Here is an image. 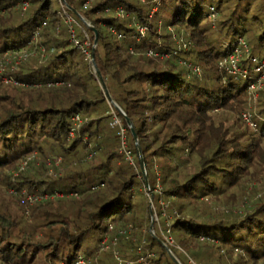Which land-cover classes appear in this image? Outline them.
<instances>
[{
    "label": "trees",
    "instance_id": "16d2710c",
    "mask_svg": "<svg viewBox=\"0 0 264 264\" xmlns=\"http://www.w3.org/2000/svg\"><path fill=\"white\" fill-rule=\"evenodd\" d=\"M203 1L0 0V57L32 39L45 54L14 76L20 86L0 84V264H119L115 254L121 264H176L166 248L179 264H264V90L254 113L247 89L257 77L218 67L238 38L264 54V0ZM71 31L80 45L96 40L92 60L136 140ZM75 115L82 125L69 137ZM48 159H60L61 174L44 179ZM28 195L48 198L29 206Z\"/></svg>",
    "mask_w": 264,
    "mask_h": 264
},
{
    "label": "built area",
    "instance_id": "2783aa9c",
    "mask_svg": "<svg viewBox=\"0 0 264 264\" xmlns=\"http://www.w3.org/2000/svg\"><path fill=\"white\" fill-rule=\"evenodd\" d=\"M27 7H28V4L26 2L22 3V10L23 11H25L27 9ZM210 11L212 13L211 17L214 20L216 18V15L214 14V11L212 8H210ZM153 12H154V10H153ZM63 13L67 17V20L70 24H76L74 22V20L68 16V14L64 10V8H63ZM139 32L143 33V29H139ZM118 38L120 39V38H122V36L119 35ZM70 41L72 44H74L75 46H77L81 50V52L83 53V55L85 57V60L91 64L93 45L90 43V41L86 40L83 45H80L77 38H76V35L73 31H71V34H70ZM178 45H179V47H182V50H187L190 43L185 42L183 39L182 40L180 39L178 42ZM41 50H42V51H40L41 56L44 58V51H43V49H41ZM15 55H17V54H15ZM147 55L151 56V57L156 56L152 52H149ZM161 57H163V55H161ZM243 61H246V64H244ZM218 67H219L220 71L225 72L227 75L235 77V78H239L242 80H248L250 78H253L252 75L256 76L257 77L256 82L254 84H251L247 89L248 95H252L256 89L259 90L261 88V81L264 79V58H258V57L251 56L249 48H248L245 40L242 38H238L236 41V44L234 46V49L231 52L224 55L220 59V61L218 62ZM248 67L251 68V72L248 71V69H247ZM191 71L193 74H196V75L201 74V71L198 67H192ZM241 118L250 127H252L253 129L256 128V125H255L254 120H253V115L250 111L244 112L241 115ZM81 125H82V120H81L80 116L75 115L71 119L69 137H73L75 131H77ZM111 127L117 129L118 135L120 137V142H121V150L126 155L127 160L131 161V157H130L129 153L126 151V147H125V130L122 127L121 119L114 115L113 121L111 123ZM29 161H30V159H28L26 162L22 163V165L19 167L18 171L16 172V175L20 171H23L26 169V166L28 164L27 162H29ZM53 162H54L53 164L56 167H59V164L61 161H60V159H53ZM60 171H61V169H60ZM9 193H10V195H16V192H14L13 190H10ZM23 194H24V191H23ZM45 197L28 195V196H26V201H27L28 205H31L34 202L42 201ZM166 242L169 245L173 244V241L170 237L166 238ZM105 243H106V241L104 240L102 242V246H105ZM147 257L151 258V257H154V255L148 254ZM115 259L119 262V264H121V261H120L119 257L117 256V254H115ZM143 260H144L143 258H140L138 260V263H141ZM73 264H96V263H91L90 261L86 260L85 258L78 256L74 260ZM127 264H134V263L130 262Z\"/></svg>",
    "mask_w": 264,
    "mask_h": 264
},
{
    "label": "rangeland",
    "instance_id": "374dc122",
    "mask_svg": "<svg viewBox=\"0 0 264 264\" xmlns=\"http://www.w3.org/2000/svg\"><path fill=\"white\" fill-rule=\"evenodd\" d=\"M203 2L206 3V2H209V1L204 0ZM211 21L213 22V19H211ZM217 27H218V25L216 27H214L213 30H216ZM175 37H177V36H175ZM232 40H234V37L229 42H231ZM32 41H33L32 46L27 47L21 53H19L17 55L8 54V55L0 57V84L3 83L4 85H8V88H7L8 90L14 88L16 85L20 86V83L15 81L14 76L20 71L21 68L25 67V65H27L28 63L29 64H33L32 61H38V60L45 61V58H43L41 56V52L40 51H42L41 50L42 47L38 46V44H39L38 42L39 41L36 40V39H32ZM177 42H179V40H177V41L175 40L176 45L179 46ZM259 58H264V54L261 55V57H259ZM252 76H254V75H252ZM263 90H264V79L261 81V88L259 90L256 89L254 91V94H252V95H254L253 99L250 101V104L248 105V109L251 110L254 113H257V107L259 105L258 100L262 97L259 93L261 91H263ZM33 161H34V163H33L32 166L38 168L40 166L39 163L41 161H39V159H34ZM51 161H53V160H49L48 159L47 161H45V164L42 162V164H43V166L45 168L41 172V177L44 178V177L48 176L46 178V179H48L49 175L51 177L53 175L58 176V175L61 174V171H60L61 167H56L53 164L54 162H51ZM28 167H29V165L26 166V169ZM20 172H22V171H20ZM12 174H14V177L17 176L16 172H12ZM144 185H145L144 180H142V186H144ZM145 186H144V189H145V192H146L145 195H146V197H148V201H150V197H151L150 196V192L145 188ZM1 196H3V198L6 199V201H8L7 203H8V206H9V210L12 211V213L14 215H16V217L18 219H20V208L17 206L15 201L13 202V200L11 198H9L8 189H4ZM43 197H45V196H43ZM47 198L48 197L46 196L42 201L46 200ZM57 198H61V196H57ZM34 203H36V202H34ZM34 203H32L31 205H33ZM31 205H29V206H31ZM152 213H153V215H151L152 216V221L156 222L157 220H156L155 214H154L153 211H152ZM104 252L108 253L107 250H104ZM189 254H190L191 257L193 256V252H189ZM195 260H197V262L199 261L198 259H195Z\"/></svg>",
    "mask_w": 264,
    "mask_h": 264
},
{
    "label": "water",
    "instance_id": "95a60500",
    "mask_svg": "<svg viewBox=\"0 0 264 264\" xmlns=\"http://www.w3.org/2000/svg\"><path fill=\"white\" fill-rule=\"evenodd\" d=\"M95 47H96V40L93 43V50L95 49ZM91 65H92V68L94 70V73H95V76H96V80L99 81V83L101 85V88L104 91V93H105V95H106V97L108 99V102H109L110 106L121 114V117L127 123V126L130 129L133 138L136 140V135H135L134 128H133L131 122L126 118V116L124 115V113L120 110V108L114 103V101L110 97V95H109L108 91L106 90V87H105V85H104V83L102 81V78L100 76V73L98 72V70H97V68H96L93 60L91 62ZM136 147H137V155H138V159H139V162H140V169H141V173H142V176H143V180H144L145 185H147V175H146L145 167H144L143 160H142V157H141V151H140V148H139L138 144H136ZM151 201H152V197H151ZM151 215H153L152 212H151ZM152 226H153V222L151 224V228L150 229H152ZM166 251L169 254V256L171 257V259L173 261H175L176 264H179L176 261V259L174 258V256L172 255L171 251L168 248H166Z\"/></svg>",
    "mask_w": 264,
    "mask_h": 264
}]
</instances>
